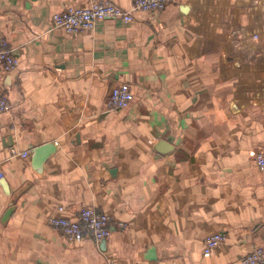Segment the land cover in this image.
I'll list each match as a JSON object with an SVG mask.
<instances>
[{
	"label": "crops",
	"instance_id": "obj_1",
	"mask_svg": "<svg viewBox=\"0 0 264 264\" xmlns=\"http://www.w3.org/2000/svg\"><path fill=\"white\" fill-rule=\"evenodd\" d=\"M92 1L0 0V49L19 61L0 64L12 106L0 113V264H244L264 248L250 155L264 149V54L236 52L229 35L264 37V0H174L129 24L52 29L53 14ZM122 83L133 102L108 112ZM47 144L40 170L33 151ZM61 206L110 215L111 237L68 243L48 224ZM216 233L227 241L205 257Z\"/></svg>",
	"mask_w": 264,
	"mask_h": 264
},
{
	"label": "built area",
	"instance_id": "obj_2",
	"mask_svg": "<svg viewBox=\"0 0 264 264\" xmlns=\"http://www.w3.org/2000/svg\"><path fill=\"white\" fill-rule=\"evenodd\" d=\"M255 4L257 0H250ZM174 0H133L131 9H123L107 0H97L82 8H69L52 15V29L61 30L70 36H76L91 32L100 21L114 19L121 20L125 24L136 20L137 14H158L163 12ZM233 48L238 53L260 52L264 54V37L259 34L243 33L241 29H235L230 33ZM0 64L7 73H11L19 66L18 59L6 43L0 49ZM133 102V94L130 85L122 83L113 88L106 102L108 112L117 113L130 107ZM8 94L0 89V113L11 111ZM251 157L258 169L264 173V149L251 152ZM24 158L29 153L22 155ZM65 207L58 208V214L48 221L52 229L60 231L62 236L70 244H81L89 239L103 243L111 237L112 218L106 213L98 212L94 207L82 208L73 218L65 215ZM118 228H125L122 223ZM227 237L222 233H216L206 238L204 244V256L211 257L213 252L225 245ZM244 264H263L264 248L255 247L243 258Z\"/></svg>",
	"mask_w": 264,
	"mask_h": 264
},
{
	"label": "water",
	"instance_id": "obj_3",
	"mask_svg": "<svg viewBox=\"0 0 264 264\" xmlns=\"http://www.w3.org/2000/svg\"><path fill=\"white\" fill-rule=\"evenodd\" d=\"M161 149H169L168 142L161 141L158 144ZM55 146L53 144H47L42 147H38L33 151L32 162L37 169H42L45 161L55 152ZM14 208L11 207L5 215V222L12 215Z\"/></svg>",
	"mask_w": 264,
	"mask_h": 264
},
{
	"label": "rangeland",
	"instance_id": "obj_4",
	"mask_svg": "<svg viewBox=\"0 0 264 264\" xmlns=\"http://www.w3.org/2000/svg\"><path fill=\"white\" fill-rule=\"evenodd\" d=\"M95 1H97V0H95ZM95 1H92V2H95ZM92 2H90V3H92ZM90 3H89V4H90ZM9 101H10V100H9ZM10 104H11V103H10ZM11 107H12V106H11Z\"/></svg>",
	"mask_w": 264,
	"mask_h": 264
}]
</instances>
